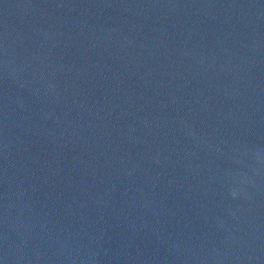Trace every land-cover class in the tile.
<instances>
[{"label":"water","instance_id":"water-1","mask_svg":"<svg viewBox=\"0 0 264 264\" xmlns=\"http://www.w3.org/2000/svg\"><path fill=\"white\" fill-rule=\"evenodd\" d=\"M0 264H264V0H0Z\"/></svg>","mask_w":264,"mask_h":264}]
</instances>
